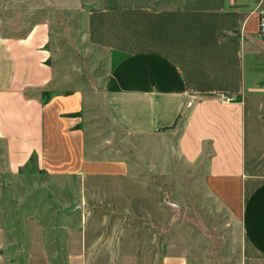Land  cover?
I'll return each instance as SVG.
<instances>
[{
  "label": "crops",
  "instance_id": "0c3cea01",
  "mask_svg": "<svg viewBox=\"0 0 264 264\" xmlns=\"http://www.w3.org/2000/svg\"><path fill=\"white\" fill-rule=\"evenodd\" d=\"M55 2L82 11V43L105 56L106 77L99 89L62 93L53 21L22 35L0 29V140L11 171L36 158L65 192L78 182L66 264H192L186 239L168 235L175 160L228 208L225 200L239 201L243 263L264 264V94L249 91L259 85L248 68L264 47L260 11L229 0ZM104 117L152 141L103 153L89 131ZM25 231L27 264H51L38 215ZM7 234L0 225V264H8Z\"/></svg>",
  "mask_w": 264,
  "mask_h": 264
},
{
  "label": "rangeland",
  "instance_id": "374dc122",
  "mask_svg": "<svg viewBox=\"0 0 264 264\" xmlns=\"http://www.w3.org/2000/svg\"><path fill=\"white\" fill-rule=\"evenodd\" d=\"M231 2L248 12L260 11L259 31L264 37L260 29L264 0H229ZM43 19L53 21L51 45L55 53L53 61L63 81L62 91L65 92L62 93L85 87H88L87 90L99 89L106 77L105 56L83 45L82 11L65 9L55 0H0V29L5 34H25L31 25ZM262 50H254L248 56L249 77L251 81H258L259 85L249 88L253 94H264V47ZM50 96L49 91L41 93L45 101ZM71 114L77 116L79 113ZM98 124L97 129L89 133L93 135V142L100 145L99 148L104 145L103 153H109L111 147L126 150L128 144L132 143L140 149L146 142L152 141L118 129L105 117ZM175 161V166L168 172L166 208L169 241L185 238L189 243L192 264H244L239 201L225 200L231 204V208H228L223 200L205 192L201 184L192 183L189 168L182 160ZM85 168L89 166L85 165L82 169ZM64 185L41 167L36 158H32L19 171H11L4 143L0 140V225L8 230L5 251L8 264L28 263L25 225L32 215H38L46 229L50 263H67L66 231L69 226L79 223L80 215L76 207L78 192L70 187L78 188V182L67 183V192ZM67 202L71 203V210L65 205Z\"/></svg>",
  "mask_w": 264,
  "mask_h": 264
},
{
  "label": "built area",
  "instance_id": "2783aa9c",
  "mask_svg": "<svg viewBox=\"0 0 264 264\" xmlns=\"http://www.w3.org/2000/svg\"><path fill=\"white\" fill-rule=\"evenodd\" d=\"M260 29L264 32V14L260 18Z\"/></svg>",
  "mask_w": 264,
  "mask_h": 264
}]
</instances>
